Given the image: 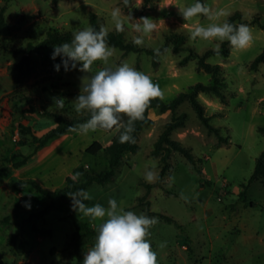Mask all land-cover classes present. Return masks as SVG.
I'll list each match as a JSON object with an SVG mask.
<instances>
[{
  "label": "rangeland",
  "instance_id": "obj_1",
  "mask_svg": "<svg viewBox=\"0 0 264 264\" xmlns=\"http://www.w3.org/2000/svg\"><path fill=\"white\" fill-rule=\"evenodd\" d=\"M143 2L133 0L126 6L123 0H61L56 4L53 0H0V10L7 7L6 17L13 26L11 36L0 38V64L8 69L14 80V90L2 101L0 109V169L21 161L19 153L29 155L34 150V146L19 144L20 124L33 127L38 136H43L44 123L51 118L26 113L27 99L41 111L73 118L87 113L86 110L76 112L73 103L78 96L75 93L82 91L88 82L83 77L94 75L106 66L115 69L128 63L149 75L162 90V99L171 102L180 93L189 92L191 86L212 81L211 75L199 67L197 58L186 64L183 60L193 53L204 55L224 42L192 39L190 34L194 27L223 23L241 13L242 20L238 23L250 27L251 45L242 50L231 47L228 58L211 56L207 59L208 63L222 67L227 83L224 89L226 103L215 96L199 95L206 115L213 119L212 124L222 130V135L231 144L220 146L215 134L209 133L191 104L185 102L178 113L188 114L186 127L178 129L172 137L191 148L202 162L195 167L182 154L173 153L164 188H156L148 196L142 182L155 184L158 178L148 183L144 174L155 164L154 170L159 177V160L151 154L165 125L173 118L171 112L152 110L150 116L154 124L141 133L138 152L124 156V164L107 186L94 184L89 187L87 191L92 199L86 203L108 207V200L115 198L118 207L125 211L156 217L157 223L151 227L148 239L157 253V264H264V182L250 183L257 161L264 152V133L260 132V128H264V63L257 71L251 68L264 50V30L253 23L256 17L264 20V0H202L210 9V16L201 14L188 21L183 19L178 8L189 6L195 0H155L148 6ZM117 7L121 9L122 18H126L130 10L135 19L148 17L155 21L157 28L144 36L142 46L167 48L160 57L159 66L154 67L152 57L146 53L125 54L111 47L113 55L108 65L96 61L88 73L65 72L63 67L57 72L54 64L60 63V57L53 61L54 49L50 48L34 52L31 75L20 78L16 65L22 55L11 51L25 49L29 43H39L51 29L74 33L91 26L90 13L98 16L100 27L107 28L108 33L115 31L111 11ZM221 10L228 15L217 17L215 13ZM123 32L128 42L140 35L131 29L126 19ZM172 34L186 37L185 50L175 53L173 45L167 44V37ZM18 78L21 80L16 83ZM53 97L65 99L64 109L54 105ZM64 164L62 161L58 167L62 168ZM81 165L91 173H97L107 170L109 161L102 154L85 153ZM42 176L20 177L18 169H11L7 174L0 172V221L11 217L10 223L0 224V264H51L53 260L58 264H83L65 253L66 244L75 231L73 221L67 218L72 211L71 201H57L47 214L32 220L30 215L45 210L51 199L33 185H26L19 191L14 189V184L20 180H33L48 191L60 189L58 185L50 186L54 190L47 188ZM245 189L246 196L241 197ZM16 206L21 208L16 210ZM165 216L172 217L174 222H167ZM76 217L95 230L102 222L78 213ZM34 225L50 230L51 237L45 239L35 234L32 231ZM10 236L15 237L12 243H9ZM22 240L29 242L25 249L20 248ZM94 242L95 239L82 246L83 256ZM162 243L163 247L160 246ZM53 248L58 250L55 256L51 254Z\"/></svg>",
  "mask_w": 264,
  "mask_h": 264
},
{
  "label": "clouds",
  "instance_id": "obj_2",
  "mask_svg": "<svg viewBox=\"0 0 264 264\" xmlns=\"http://www.w3.org/2000/svg\"><path fill=\"white\" fill-rule=\"evenodd\" d=\"M123 3L130 6V0H123ZM178 9L185 21L201 14L210 16V9L202 0H195L191 5ZM215 15L226 16L228 13L221 10ZM111 19L118 32L125 30V19L130 22L131 29L140 33L133 39L137 46H142L144 36L157 28L153 19H135L130 10L127 17L122 18L121 9L118 7L111 11ZM190 35L192 39L228 41L237 50L245 49L253 42L252 31L247 24L237 25L227 20L207 26L197 24ZM107 36L108 29L104 26L99 30L88 26L74 32L71 42L53 46L51 59L55 61L60 57V63L54 64V70L59 72L63 67L65 72L79 70L88 73L96 61L108 65L113 49L108 44ZM219 49L220 45L217 44V53ZM156 52L159 54L160 50L156 49ZM85 78L88 82L83 85L81 94L73 103L76 112L86 110L90 113V118L79 125H70L68 131L83 135L89 131H108L115 127L121 144L135 143V122L145 119V112L153 99L163 97L159 85L153 83L149 75L128 63H122L115 69L103 67L94 75L83 77V80ZM53 102L58 109H64V98L53 97ZM155 168L156 165L153 164L145 172L146 182L153 183L158 178ZM75 175L79 176L81 173L77 172ZM67 195L71 198V209L74 212L92 221H102L98 226L94 245L86 252L83 264H157V253L148 239L151 227L157 223L156 217L125 211L118 207L115 198L108 200V207L99 203L90 206L86 202L92 196L83 188L70 191ZM26 207L30 208V204L26 203ZM160 246L163 247L164 243Z\"/></svg>",
  "mask_w": 264,
  "mask_h": 264
},
{
  "label": "trees",
  "instance_id": "obj_3",
  "mask_svg": "<svg viewBox=\"0 0 264 264\" xmlns=\"http://www.w3.org/2000/svg\"><path fill=\"white\" fill-rule=\"evenodd\" d=\"M61 0H53V3L56 4ZM133 0H130V3ZM155 0H144V6L150 5ZM7 7H3L0 10V38H5L11 36L13 33V26L8 21L6 17ZM90 24L96 30L100 29V20L95 13H90ZM242 20L241 13H236L232 16L228 21L234 24H241L238 21ZM254 24H258L264 30V20L256 17L253 21ZM73 38L72 32H59L55 30H49L47 32L46 37L37 44L29 43L27 48L25 49H17L15 51H11L12 54L22 55L20 62L16 65V70L20 74V78L23 79L28 78L33 69H32V55L36 51H44L50 48H53L54 45L62 44L64 42H71ZM107 41L110 47L115 49H120L124 51L125 54H139L146 53L152 57L153 66H159L160 57L166 51V47L159 48V54L156 52L155 48H149L146 46H137L133 42H128L125 38L124 32L112 31L108 33ZM186 37L179 34H172L167 37V44L173 45V51L175 53H180L185 50ZM231 45L228 41H224L221 44L219 49V53L216 52L215 49H209L204 55H200L198 53H193V55H189L183 60V64L188 63L193 58H197L199 60V67L205 73H208L212 77V81L210 84L198 83L190 87L189 92L180 93L173 101L166 102L162 98H155L151 101L148 109L145 112V119L143 121L135 122V132L133 133L135 138V143H124L121 144L119 142V132L117 131L114 138L111 142L106 145H102L100 142L95 141L91 144L85 151L87 155L98 156L103 155L109 161V168L107 170H102L97 173H91L89 170L85 168V165H80L77 167L73 174L68 176L66 179V186L55 191H48L43 189L40 185H38L33 180H20L14 184V189L19 191L26 185H33L36 190L48 196L51 199V204L43 211L32 213L30 215V219H38L41 216H44L48 213V211L54 207L57 201H71V198L67 195L70 191H77L81 188L88 190L94 184H98L100 186H107L111 183L114 177L117 175L120 170L122 164H124V156L127 154H135L139 150V139L143 130L153 126L154 120L151 118L150 114L152 110H158L161 113L171 112L173 114L172 120L165 125V129L163 133L160 135L158 141L155 143L154 149L152 151V157L158 159L159 163V177L158 181L155 184H147L142 182V184L147 188V195L149 196L151 192L156 188H164L163 182L168 176L171 170V158L173 153L178 152L182 154L191 164L195 167L201 164V160L197 158L193 150L191 148L186 147L183 143L178 140L173 139L172 135L178 129H182L186 127V123L188 120V114L178 113L179 107L185 102H189L196 112L199 121L206 127V129L211 134H215L218 138L220 146H229L231 144L230 140L225 138L222 135V130L212 124V118L206 115L205 105L200 101L199 95L205 94L209 96H215L221 99L226 103V95L224 93V89L227 87V83L225 77L222 73L221 65H213L207 62V59L211 56H222L224 58L230 57L231 54ZM264 63V50L263 52L255 59L251 68L254 71H257L260 66ZM20 78L16 79V83L20 82ZM17 85V84H16ZM82 91H77L75 95H80ZM29 104V108L26 110L28 114H42L45 116H49L54 118L58 122V126L49 132L45 133L43 136H38L34 131V128L31 126H26L24 124H20L19 126V136L20 141L19 144L23 146H34V150L29 155H23L19 153L22 157V160L19 162L12 163L8 166H5L0 169V172L3 174H7L11 169H18L22 166L26 165L28 161L33 158L39 151L49 146L53 140L65 136L67 134H72L75 132H69L68 127L70 125H79L80 123L86 122L87 119L90 118V113H83L73 118H68L59 113H51L48 111H41L40 108L33 105L31 99H27L26 101ZM127 117H125V121ZM102 130V129H99ZM115 127L112 130H102L104 132H113L115 131ZM260 132L264 133V128H260ZM79 172L81 175L76 176L75 174ZM200 174L204 176V173ZM258 180H262L264 182V152L261 154L257 161V166L255 173L250 181V183H254ZM246 196V189L241 193V197ZM148 197H146L147 200ZM149 203V201H148ZM21 206H16V210H19ZM76 213L73 210L67 216V218L71 219L74 223L75 231L71 235L69 241L65 247V253H69L73 258L78 259L80 262H83L84 256L81 254V248L88 242L93 241L98 234L97 230L91 228L88 224L82 222L76 217ZM167 222L172 223L174 219L172 217L165 216ZM11 217H6L4 220L0 221V224L10 223ZM32 231L45 237L48 239L51 237L52 232L47 229H41L36 225L33 226ZM15 237L10 236L9 243L14 242ZM29 245L28 240H22L20 243V248L25 249L26 246ZM58 250L53 248L51 250L52 255H57ZM51 264H58L56 260H53Z\"/></svg>",
  "mask_w": 264,
  "mask_h": 264
},
{
  "label": "crops",
  "instance_id": "obj_4",
  "mask_svg": "<svg viewBox=\"0 0 264 264\" xmlns=\"http://www.w3.org/2000/svg\"><path fill=\"white\" fill-rule=\"evenodd\" d=\"M14 90V80L8 74V69L0 64V109L3 106V100ZM58 122L54 118H49L44 123V133L56 128ZM113 132H104L97 129L96 131H89L87 134H80L78 132L67 134L60 137L53 144L39 151L28 163L21 168H18L20 177L28 179L36 178L38 175H43L45 186H66V179L70 174L82 164L85 157L86 149L95 141L106 145L112 141L116 134ZM59 161V162H58ZM64 161V167H58L59 163ZM9 172V171H8ZM30 173V174H29Z\"/></svg>",
  "mask_w": 264,
  "mask_h": 264
}]
</instances>
